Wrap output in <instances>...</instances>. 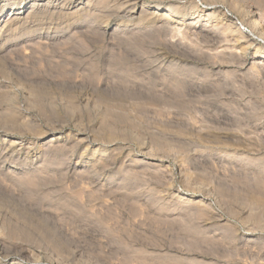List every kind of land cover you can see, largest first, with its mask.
Returning <instances> with one entry per match:
<instances>
[{"label":"rangeland","instance_id":"rangeland-1","mask_svg":"<svg viewBox=\"0 0 264 264\" xmlns=\"http://www.w3.org/2000/svg\"><path fill=\"white\" fill-rule=\"evenodd\" d=\"M85 1L0 22V264H264V0Z\"/></svg>","mask_w":264,"mask_h":264},{"label":"bare ground","instance_id":"bare-ground-1","mask_svg":"<svg viewBox=\"0 0 264 264\" xmlns=\"http://www.w3.org/2000/svg\"><path fill=\"white\" fill-rule=\"evenodd\" d=\"M9 1H11L10 2V4H6V2L5 1H0V22H2L3 20L5 21V20H8V21H14V20H17L18 18H21L23 15H25L26 13H27V11L28 12H30V13H28V15L26 16V17H31V15H33V14H35V15H38V14H40V11H39V4H38V1H42V0H32L34 3L33 4H31V2H30V4H28V2H29V0H9ZM92 1V0H91ZM90 1V2H91ZM98 1V0H97ZM99 1H101V0H99ZM103 1V0H102ZM106 1H109V0H106ZM119 1V0H118ZM122 1V0H121ZM124 1V4L123 5H127V6H130V8L131 7H133V9H132V13H134V14H139L141 17L143 16V14L144 15H146V14H148L149 16L151 15V18L150 19H155V20H157V18L158 19H162V20H171L175 15H176V13H178V10H177V12H175V9H174V5L172 6V5H168L167 6V9L166 10H161V14L158 12H149V13H144V10H146L145 8H144V4H143V8H142V10H139V9H137L136 10V8H137V6L139 5V3H140V0H123ZM195 1V0H194ZM202 1V0H201ZM204 1V0H203ZM76 2H79V0H48V2H46V3H44V4H42L43 6L42 7H44V11L46 10V9H49V10H51L53 7L54 8H56L57 9V7L58 6H62V7H64V6H67V4L69 5V7H70V5H72L73 3H76ZM85 2H87V1H85V0H80V3H77L78 4V7H79V5L81 6L80 8H78V11L79 10H82V12H84L83 11V9L85 8V6H83V3H85ZM94 2V1H93ZM93 2H91V3H93ZM105 2V1H104ZM104 2H101L102 3V5H100V6H103L104 4ZM115 2V1H114ZM188 2V1H187ZM207 2H208V0H207ZM88 3V2H87ZM100 3V2H99ZM100 3V4H101ZM106 3V2H105ZM110 3V2H109ZM119 3V2H118ZM123 3V2H122ZM122 3H121V5H122ZM177 3V2H176ZM182 3V2H181ZM197 3V2H196ZM235 3V2H234ZM95 4V3H94ZM93 4V5H94ZM116 4V3H115ZM172 4H173V2H172ZM184 4V3H183ZM96 5H97V2H96ZM181 5V4H180ZM234 5H236V4H234ZM90 6H92L91 4H90ZM89 6V7H90ZM99 6V7H100ZM178 6V4L176 5V7ZM197 6V5H196ZM237 6V5H236ZM37 7H38V11L36 10L37 9ZM88 7V6H87ZM122 7V6H121ZM162 7L163 6H156V9L157 10H159V9H162ZM181 7H183V6H181ZM59 8V7H58ZM107 8V7H106ZM117 8V7H116ZM62 9V8H61ZM118 9V8H117ZM129 9V8H128ZM180 9V8H179ZM7 10L8 11H12V13L13 14H8V16L9 15H11V17H8V19H7V17H5V13H7ZM31 10V11H30ZM85 10V9H84ZM116 10V9H115ZM120 10H122V9H120ZM148 11V10H147ZM187 11V10H186ZM87 12V11H86ZM182 12V11H181ZM61 13H62V11H61ZM79 13V12H78ZM201 14H204V15H207L208 16V14H210V13H208V14H206L207 13V10H201V12H200ZM53 14V13H52ZM252 14V13H251ZM127 15V14H126ZM147 15V16H148ZM146 17V16H145ZM144 17V18H145ZM215 17V16H214ZM257 17V16H256ZM254 15L252 16V19H253V25H251L252 26V28H255L256 26H258L259 27V32H261L260 34H261V36L263 35L264 36V30H263V28L261 27V25H260V23H259V20L256 18ZM25 18V17H24ZM147 18V17H146ZM208 18H210V16H208ZM213 18V17H212ZM217 18V17H216ZM219 18V17H218ZM250 18V17H249ZM95 19V18H94ZM139 19V18H138ZM206 19H207V17H206ZM221 19V18H220ZM251 19V18H250ZM147 20V19H146ZM205 20V19H204ZM216 20V19H215ZM123 21V20H122ZM148 21H150V20H148ZM196 22H199L200 21V18H198V20H195ZM208 21V20H207ZM210 21V20H209ZM134 22V21H133ZM154 21H150V23H153ZM157 22V21H156ZM156 22H154V23H156ZM216 22H217V20H216ZM161 23H163V21L161 22ZM160 24V23H159ZM208 24V23H207ZM137 25V24H136ZM147 25V24H146ZM156 25V24H155ZM207 26V25H206ZM224 26V25H223ZM152 27V26H151ZM150 26H149V28H151ZM156 27V26H155ZM154 27V28H155ZM219 27V26H218ZM157 28H159V27H157ZM220 28H221V26H220ZM251 28V29H252ZM152 29V28H151ZM218 29V28H217ZM230 29V28H229ZM206 30V29H205ZM233 30V29H232ZM216 31V30H215ZM234 31V30H233ZM206 35V34H205ZM247 38V37H246ZM263 38V37H262ZM239 39H240V37H239ZM238 39V40H239ZM242 39V38H241ZM240 39V40H241ZM251 43H249V45H250ZM254 45V44H253ZM251 46V45H250ZM259 52H260V49H258L257 50V53L259 54ZM261 53V52H260ZM261 200V199H260ZM257 201V200H256ZM263 201V200H262ZM261 201V203H259V204H261L262 206H263V202ZM255 201H253V204L254 205H252V206H254L256 209L259 207H257V206H255V205H259L258 203L257 204H255L254 203ZM258 202H260V201H258ZM260 205V206H261Z\"/></svg>","mask_w":264,"mask_h":264}]
</instances>
